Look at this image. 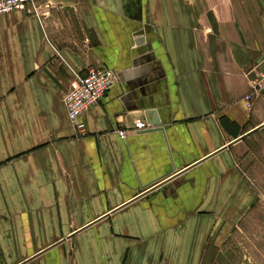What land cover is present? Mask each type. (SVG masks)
Returning a JSON list of instances; mask_svg holds the SVG:
<instances>
[{"label": "crops", "instance_id": "1", "mask_svg": "<svg viewBox=\"0 0 264 264\" xmlns=\"http://www.w3.org/2000/svg\"><path fill=\"white\" fill-rule=\"evenodd\" d=\"M41 1L0 16V264H205L255 200L233 163L264 127L233 141L264 124V0ZM88 66L119 77L78 131Z\"/></svg>", "mask_w": 264, "mask_h": 264}, {"label": "built area", "instance_id": "2", "mask_svg": "<svg viewBox=\"0 0 264 264\" xmlns=\"http://www.w3.org/2000/svg\"><path fill=\"white\" fill-rule=\"evenodd\" d=\"M52 3L41 0H0V16L15 11L26 10L28 13L45 18L50 15ZM119 73L106 66H88L83 75L75 77L69 90L63 98L69 121L81 131L80 121L86 110L98 104L105 94L118 82ZM249 88L245 95L247 106L250 107L254 98L264 94V54L261 60L245 72ZM152 127L144 120L134 122V131L146 130ZM118 134L125 138V131Z\"/></svg>", "mask_w": 264, "mask_h": 264}, {"label": "rangeland", "instance_id": "3", "mask_svg": "<svg viewBox=\"0 0 264 264\" xmlns=\"http://www.w3.org/2000/svg\"><path fill=\"white\" fill-rule=\"evenodd\" d=\"M233 168L254 192V204L221 252L205 264H264V130L247 141Z\"/></svg>", "mask_w": 264, "mask_h": 264}, {"label": "water", "instance_id": "4", "mask_svg": "<svg viewBox=\"0 0 264 264\" xmlns=\"http://www.w3.org/2000/svg\"><path fill=\"white\" fill-rule=\"evenodd\" d=\"M145 117H146L147 123L150 124L153 128H159L160 121H159V119L157 118V112H156L155 109H153V108H149V109H147V111L145 112ZM152 127H151V128H152ZM263 127H264V124L261 125V126H259V127H257L256 129H254V130H252V131L246 133V134L243 135L242 137H239L238 139H236V140L233 141V142H236V141H238V140H241V139L245 138L246 136H248V135H250V134L256 132L257 130H259V129L263 128ZM233 142H232V143H233Z\"/></svg>", "mask_w": 264, "mask_h": 264}]
</instances>
